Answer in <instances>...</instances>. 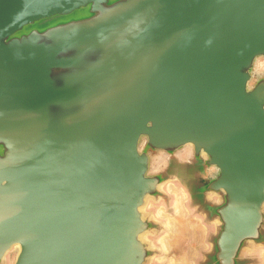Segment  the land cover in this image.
<instances>
[{
	"label": "water",
	"instance_id": "1",
	"mask_svg": "<svg viewBox=\"0 0 264 264\" xmlns=\"http://www.w3.org/2000/svg\"><path fill=\"white\" fill-rule=\"evenodd\" d=\"M263 62L264 0H0V264H149L172 180L258 264Z\"/></svg>",
	"mask_w": 264,
	"mask_h": 264
},
{
	"label": "rangeland",
	"instance_id": "2",
	"mask_svg": "<svg viewBox=\"0 0 264 264\" xmlns=\"http://www.w3.org/2000/svg\"><path fill=\"white\" fill-rule=\"evenodd\" d=\"M259 70H264V62ZM169 184L174 192L167 191V198L158 202H151L146 208V212L155 216L156 221L161 224V229H159V225L158 227L156 226L153 234L147 237L152 247L149 264H172L178 262L179 264H199L200 251L208 248L205 243V237L211 228L206 227L200 221L199 212L191 205L189 195L183 184L178 180H172L168 182ZM177 196L181 197V213H176L174 209ZM158 209L163 213V216L156 217ZM199 221L201 226L205 228L201 240H199ZM170 223L172 225L171 230L173 229L171 233L173 234L170 233ZM191 225L195 228L193 232L195 235L188 234L192 232L190 228H187ZM162 239L165 240L164 246ZM15 255L14 250L9 252L5 257V264H12ZM257 260H259L258 264H264L262 252L258 253Z\"/></svg>",
	"mask_w": 264,
	"mask_h": 264
},
{
	"label": "bare ground",
	"instance_id": "3",
	"mask_svg": "<svg viewBox=\"0 0 264 264\" xmlns=\"http://www.w3.org/2000/svg\"><path fill=\"white\" fill-rule=\"evenodd\" d=\"M168 188V190L169 191H171V192H174V190L172 189V187L171 186H168L167 187ZM174 209H175V212L176 213H181V197L180 196H177V198H176V200H175V203H174ZM158 217H160V216H163V213L158 209L157 210V214H156ZM171 223H170V233L173 231V229L171 230ZM187 228H190V230L192 231H189V232H191V233H188V234H191V235H195L193 232H194V226L192 227V225L191 226H189V227H187ZM188 230V229H187ZM169 232V231H168ZM171 234H173V233H171ZM200 236H202V233H201V230H200V228H199V237ZM177 239V238H176ZM162 242H164L163 243V246H164V244H165V240L164 239H162L161 240ZM14 248V250L16 251V252H18V246L16 245V246H14L13 247ZM250 249H248L247 251H246V253H250L251 251H253L254 249H255V246H251V247H249ZM258 251H260V250H258ZM262 255H264V251H263V253H262ZM172 264H179V262L178 263H172Z\"/></svg>",
	"mask_w": 264,
	"mask_h": 264
}]
</instances>
